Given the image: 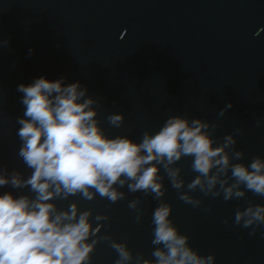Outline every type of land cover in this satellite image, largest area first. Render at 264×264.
Masks as SVG:
<instances>
[{"label": "water", "instance_id": "obj_1", "mask_svg": "<svg viewBox=\"0 0 264 264\" xmlns=\"http://www.w3.org/2000/svg\"><path fill=\"white\" fill-rule=\"evenodd\" d=\"M39 77L79 81L109 137L140 142L145 131L154 134L181 115L209 123L214 146L234 135L233 149L243 156L232 163L264 159V0H0V167L9 175L31 173L18 156L17 118L24 107L17 88ZM112 113L123 114L120 127L109 124ZM192 161L185 156L173 165L181 169L180 190L161 166L160 199L114 185L124 194L115 203L95 192L90 201L79 194L54 201L60 210L71 203L91 210L90 223L99 230L88 264H116L113 241L131 251L129 264H143L137 256L154 260L162 246L152 243V216L161 202L172 206L169 219L189 246L214 257L209 264H264V224L235 222L237 210L264 205V196L245 190L225 200L222 191L189 190L198 175ZM224 178L234 182L230 171ZM6 191L32 195L27 188H0ZM186 191L199 206L180 199ZM132 200L139 201L137 209L129 207Z\"/></svg>", "mask_w": 264, "mask_h": 264}, {"label": "clouds", "instance_id": "obj_2", "mask_svg": "<svg viewBox=\"0 0 264 264\" xmlns=\"http://www.w3.org/2000/svg\"><path fill=\"white\" fill-rule=\"evenodd\" d=\"M64 77L50 81L39 77L30 84H20L24 112L17 118L21 141L18 156L31 170L24 178L19 171L10 175L0 167V188H27L32 195L0 193V264H88L98 228L90 223L91 210L79 211L76 203L66 210L58 209L57 199L80 195L92 200L93 192L115 203L124 198L114 185L127 186L130 192L164 196L161 166L170 183L184 187L181 169L173 167L185 156H191L192 169L198 175L187 185L213 196L224 193V199L241 198L245 190L264 196V159L242 162L243 153L235 151L234 135L224 137L214 146L210 125L195 118L170 116L154 134L145 131L140 142L128 136L109 137L99 120L98 109L79 81L64 84ZM231 103L221 110L223 115ZM107 120L120 127L123 114L112 113ZM228 149H233L231 155ZM215 169V171H213ZM231 172L233 183L227 177ZM219 185V190L216 186ZM243 186V188H241ZM182 192L180 199L194 207L201 201ZM139 201L129 207L137 209ZM172 206L161 202L153 212L154 260L137 256L143 264H209L214 257L201 256L189 246V237L179 232L169 219ZM137 216V220H139ZM97 221L107 217L97 215ZM235 222L244 227L264 224V205L237 210ZM105 239H108L105 237ZM117 252L116 264H129L133 256L125 244L111 242Z\"/></svg>", "mask_w": 264, "mask_h": 264}]
</instances>
